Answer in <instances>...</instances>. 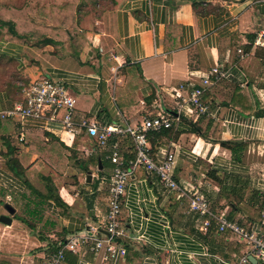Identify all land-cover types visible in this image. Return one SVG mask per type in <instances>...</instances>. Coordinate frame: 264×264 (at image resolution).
<instances>
[{"label": "crops", "instance_id": "0c3cea01", "mask_svg": "<svg viewBox=\"0 0 264 264\" xmlns=\"http://www.w3.org/2000/svg\"><path fill=\"white\" fill-rule=\"evenodd\" d=\"M81 1L88 12H75L84 38L80 50L67 35H53L51 44H12L5 52L18 58L29 81L46 76L63 82L75 99L76 120L135 126L173 113V91L185 83L198 87L212 66L230 68L233 77L206 88L204 99L217 110L216 119L181 116L171 128L148 133L153 153L165 145L174 150L180 190H167L155 175L136 168L119 216L117 242L125 254L109 257L105 248L95 254L81 245L66 250L62 264H236L245 244L213 227L198 231L188 196L190 188L199 189L214 212L225 210L264 237V47L254 44L264 31V0H108L96 16L89 0ZM63 16L57 25L46 20L45 26L62 28ZM5 108L1 94L0 110ZM50 126L6 120L0 127V214L6 204L18 213L11 201L27 186L36 188L39 173L72 175L70 183L58 186L59 202L47 200L43 209L37 197L30 203L34 208L39 203L38 210L9 215V225L0 222V264H40L42 250H54L98 224L107 211L114 169L108 148L97 147L84 130L71 138L57 124ZM21 129L25 143L17 140ZM120 148L125 159L134 157L129 139L120 141ZM11 155L23 176L7 166ZM13 237L17 244H11ZM28 249L35 253L23 259Z\"/></svg>", "mask_w": 264, "mask_h": 264}, {"label": "built area", "instance_id": "2783aa9c", "mask_svg": "<svg viewBox=\"0 0 264 264\" xmlns=\"http://www.w3.org/2000/svg\"><path fill=\"white\" fill-rule=\"evenodd\" d=\"M254 44L264 47L263 30L258 32ZM232 77L230 68L222 65L212 66L201 74V84L198 87L190 88L188 83H185L173 91L177 100L173 113L145 118L135 126L103 124L87 118L76 120L75 99L68 93L63 82L49 77L40 76L22 86L21 99L0 110L1 119L18 122L20 126L32 122L44 129H50V125L55 123L59 132L71 138L84 130L97 147L108 148L106 158L114 165L107 192V211L102 220L96 225H89L83 232L70 235L56 249L42 250V256L39 257L43 259L41 264H62L65 251H74L81 245L88 246L95 254L105 248L109 257H113L117 252L123 256L125 249L117 242L122 235L119 216L126 184L136 168L141 167L145 172L155 175L165 189L180 190L173 176V169L177 164L174 150L165 145L153 153L148 133L171 128L173 123L179 122L181 116L194 120L201 116L216 119L217 110L204 99L206 88ZM183 91L185 95L182 94ZM125 138L133 145L134 157L131 159H125L121 153L120 141ZM17 140L20 143L26 142L23 129L19 132ZM189 191L188 211L195 215L198 231L207 232L213 227L218 233L232 234L247 247L246 253L236 264H249L250 258L264 264V237L260 232L248 224L228 218L225 210L214 212L208 199L199 189L190 188Z\"/></svg>", "mask_w": 264, "mask_h": 264}, {"label": "trees", "instance_id": "16d2710c", "mask_svg": "<svg viewBox=\"0 0 264 264\" xmlns=\"http://www.w3.org/2000/svg\"><path fill=\"white\" fill-rule=\"evenodd\" d=\"M44 0H28L24 3V5L15 10V14L12 18H5L0 15V30L5 32V37L8 38L9 41H12L16 45H24L27 42L30 44H34L35 46H43L47 44H51L54 42L52 39L54 36H63L67 35L70 37L75 45V49L78 51L82 48L84 43L83 34L79 31L75 12L78 8V0H69L68 4L65 5L63 10L60 13L63 16V26L69 25V29L62 30V28H51L49 26H44L43 20H55L54 12L49 11L47 7L43 3ZM31 16H35V20L31 18ZM16 21H22V24L28 28V30L20 31L16 26ZM34 41V42H33ZM76 59H78L77 55H74ZM13 69V74H19L20 62L18 58L13 57L10 60ZM29 80L24 81L22 85L16 86L11 83V85L7 84L4 88L0 89V95L3 94L7 107L11 106L14 101L21 99V88L22 86L27 85ZM182 120V118H180ZM8 119L0 118V127L2 124ZM167 130V129H164ZM163 131V130H162ZM222 146H227V142H221ZM8 152L12 153L13 149L9 144L7 145ZM7 166L13 171L17 176H23V169L18 164L16 158L12 155L7 159ZM51 194V195H50ZM43 197V203L41 206L44 209V202L47 200H52L55 203L59 202V199L56 198V194L51 193L49 191V195H44L38 193L35 189H32L31 186H27L25 190L19 194V196L14 197V203L17 205L19 209H22L24 214L31 213L33 210H38L39 203H35L37 205L34 208V204L30 203L35 201L37 197ZM41 198V197H40ZM62 240L61 242H63ZM251 264V262H250Z\"/></svg>", "mask_w": 264, "mask_h": 264}, {"label": "rangeland", "instance_id": "374dc122", "mask_svg": "<svg viewBox=\"0 0 264 264\" xmlns=\"http://www.w3.org/2000/svg\"><path fill=\"white\" fill-rule=\"evenodd\" d=\"M27 1L28 0H0V15L4 16L5 18H12L15 14L14 11L17 9H20L24 5V3ZM68 1L69 0H44L43 1L44 5L47 7V9L50 12L51 11L54 12V16L56 17L55 20H57L56 25L59 22H61V14L60 13H62L61 11L65 7V5L68 4ZM77 4H78V11H80L81 13L88 12L86 10L87 5L84 1L83 2L81 1L80 3H77ZM89 4L93 7L92 13L95 16L100 15L101 14L100 10L102 8H104L106 5H109L108 0H89ZM31 18L33 20H35L34 18H36V17L31 16ZM46 20H48V19L43 20L44 23L42 25L45 26V24L47 22ZM16 26L20 31L28 30V28H26L22 24V21H16ZM63 28H64V26H62V30H65ZM4 34H5V32L0 30V89L7 86V84L11 85V83L16 85V86H19V85L21 86L24 81L28 80V78L22 74L24 71V69L22 67H20V69L18 71L19 74H17V75L13 74L14 68L12 67L10 60L15 56L7 54L5 52L9 51L10 50L9 47H11V45L14 43L12 41H9L8 38L5 37ZM24 45H27L30 47L35 46L34 44H30V42H27V41ZM18 57H19V53H18ZM2 137H5V136H2ZM0 153H2V151H0ZM43 172L44 173H39L41 175V178L35 177L36 183L34 186L36 188H32V189H35L38 193H41L44 195H47V194L49 195V191H51V193L56 194V198H58L57 192H56L58 190V186L60 184H63V183H70L72 181V175L70 173H68L67 170L56 171V173L51 172V171H47V170L43 171ZM44 175H47V177H45ZM43 178H45V180ZM40 197H41L40 199L43 202V197L42 196H40ZM11 202L17 207V205L13 201H11ZM19 210L20 209L18 208V213L14 212V214H24L21 212V210L20 211ZM1 214H7V211L3 208V210H1ZM17 242H19V240L17 241V239H15L13 237L11 244L12 243L17 244ZM33 250L34 249H28V251H26L25 253H23L20 256H24L23 259L24 258L26 259L27 257L34 255L35 251H33ZM48 250H52V248H50ZM36 259H38L40 261V264L42 263V260H43L42 258H36Z\"/></svg>", "mask_w": 264, "mask_h": 264}, {"label": "water", "instance_id": "95a60500", "mask_svg": "<svg viewBox=\"0 0 264 264\" xmlns=\"http://www.w3.org/2000/svg\"><path fill=\"white\" fill-rule=\"evenodd\" d=\"M89 178H90V175H87V179H89ZM4 208L7 211V214H0V222L3 223V224L9 225L11 223V218H10L9 215L14 214L15 210L9 204H6L4 206Z\"/></svg>", "mask_w": 264, "mask_h": 264}]
</instances>
